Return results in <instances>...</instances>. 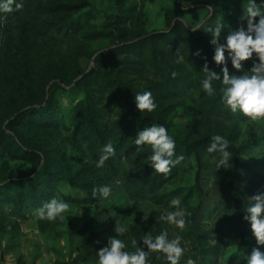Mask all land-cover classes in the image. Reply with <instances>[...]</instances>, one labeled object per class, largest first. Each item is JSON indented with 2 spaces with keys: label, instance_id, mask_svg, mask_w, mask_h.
I'll return each mask as SVG.
<instances>
[{
  "label": "rangeland",
  "instance_id": "obj_1",
  "mask_svg": "<svg viewBox=\"0 0 264 264\" xmlns=\"http://www.w3.org/2000/svg\"><path fill=\"white\" fill-rule=\"evenodd\" d=\"M16 2L23 7L0 11V264H97L116 224L138 243L145 234L182 236L180 264H247L243 255L257 244L244 210L249 197L264 193V119L226 108L219 81L213 96L201 88L206 62L217 73L223 67L213 61L215 46L204 29L222 23L224 43L230 31L246 28L240 17L247 0ZM171 32L174 39L133 46ZM253 61L255 54L245 70ZM145 90L158 107L136 108L131 128L134 96ZM153 123L185 143L173 157L184 159L167 176L151 169L143 179L151 150L134 139ZM217 134L230 141L231 153L219 169L220 154L207 152ZM109 143L115 155L97 168ZM101 186L112 188L106 199L93 195ZM53 198L69 203L65 219H39L37 210ZM174 198L185 211L183 229L160 219L175 210ZM149 259L166 264L158 253Z\"/></svg>",
  "mask_w": 264,
  "mask_h": 264
},
{
  "label": "clouds",
  "instance_id": "obj_2",
  "mask_svg": "<svg viewBox=\"0 0 264 264\" xmlns=\"http://www.w3.org/2000/svg\"><path fill=\"white\" fill-rule=\"evenodd\" d=\"M13 4L17 10L23 7V4L17 3L16 0H0V11H13ZM240 19L247 22L246 28L242 26L237 30L230 31L224 43H220L224 28L222 23L217 22L204 29L205 33L211 34L210 43L215 46L212 59L217 66L223 65V67L221 72L217 73L210 70L206 62L202 68L206 76L201 81V88L207 95L213 96L217 93L213 82L219 81V95L223 105L232 113H240L250 120L256 121L264 119V0H260L259 3L257 0H247V6L243 8ZM254 54L258 62L253 61L251 69L245 70L244 62L251 60ZM196 55L199 56L200 52H197ZM228 61L231 62L233 69L242 74H230L227 66ZM176 62L183 63V55L177 53ZM134 101L140 113H152L158 107L152 93L147 90L136 93ZM134 144L137 148L150 147L151 154L147 157L148 166L157 174L167 176L172 168L184 159L183 156L173 159L176 141L163 124L153 123L151 126L137 131ZM229 147L230 141L224 136L217 134L211 137L207 152L220 154L216 162L217 169L229 165L231 157ZM103 152L105 154L96 162L97 168L103 167L105 161L115 155V148L109 143L105 145ZM111 193L110 186H101L94 190L93 195L98 194L106 199ZM169 208L175 210L166 209L161 213L160 219L177 229H183L187 221L181 200L179 198L172 199ZM69 211L68 202L53 198L37 210V216L41 220L56 221L59 219L63 221L65 214ZM244 212L246 213L244 220L250 224L257 247H254L250 254L244 253L243 258L247 264H264V251H261L260 247L264 246V193L249 197ZM148 219V215L143 216L144 222H147ZM115 232L116 236L110 237L107 245L97 252V264H150L151 253L161 254L165 258L166 264H180L181 257L185 252V248L182 246L183 237L180 235L169 238L166 231L156 236L145 234L138 243L135 238L128 235L129 230L124 224H116ZM122 237L124 238L122 239ZM141 242L143 246H141ZM129 245L134 249L133 251L127 250ZM188 264H195V262L189 260Z\"/></svg>",
  "mask_w": 264,
  "mask_h": 264
},
{
  "label": "trees",
  "instance_id": "obj_3",
  "mask_svg": "<svg viewBox=\"0 0 264 264\" xmlns=\"http://www.w3.org/2000/svg\"><path fill=\"white\" fill-rule=\"evenodd\" d=\"M175 30H177V27L174 29V31ZM188 32V34H190V35H192V36H194L195 35V31H190V30H188L187 31ZM175 37H174V34H173V32H171V33H169V34H161V35H158V36H146V37H142L138 42H136L135 43V45H133V46H141V45H145V44H147V43H149V42H154V41H159V40H161V39H174ZM196 45V44H195ZM197 46V45H196ZM200 46L201 47H203V45H201L200 44ZM202 50H205V51H207V49H203L202 48ZM194 52V51H193ZM153 58H154V61L156 62V63H158L159 65H162L161 64V62H160V60H159V51L157 50V49H155L154 50V52H153ZM135 109H136V107H135V105L133 104L131 107H130V110H131V113H130V115H129V117H130V120H129V123H130V127L131 128H135L136 127V125H137V122H138V119H137V117L135 116ZM185 146V143L184 142H176V148H183ZM149 170H151V167H149L148 169H146V170H144L143 171V173H142V178L143 179H147V177H148V172H149ZM199 175L200 174H198V179H197V187H198V189H199V192H201L202 193V188H201V184H200V182H199ZM145 181V180H144ZM22 182L23 183H25V184H27V183H29V179L27 178V179H24V180H22ZM18 183V181H12L11 182V184H17ZM6 187H7V185H6ZM5 188V187H4Z\"/></svg>",
  "mask_w": 264,
  "mask_h": 264
},
{
  "label": "water",
  "instance_id": "obj_4",
  "mask_svg": "<svg viewBox=\"0 0 264 264\" xmlns=\"http://www.w3.org/2000/svg\"><path fill=\"white\" fill-rule=\"evenodd\" d=\"M86 74H87V73L83 74V75L81 76V78H80V79L84 78V77L86 76Z\"/></svg>",
  "mask_w": 264,
  "mask_h": 264
}]
</instances>
